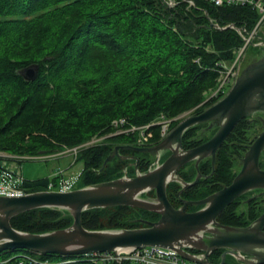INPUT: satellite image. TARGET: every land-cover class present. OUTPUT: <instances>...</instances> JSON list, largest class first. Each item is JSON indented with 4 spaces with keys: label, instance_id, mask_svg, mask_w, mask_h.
Returning a JSON list of instances; mask_svg holds the SVG:
<instances>
[{
    "label": "trees",
    "instance_id": "trees-1",
    "mask_svg": "<svg viewBox=\"0 0 264 264\" xmlns=\"http://www.w3.org/2000/svg\"><path fill=\"white\" fill-rule=\"evenodd\" d=\"M165 1L0 0V151L32 157L99 139L77 155L83 162L79 187L107 181L122 176L127 162L125 155L114 156L100 169L104 159L119 143H137L140 132L118 133L112 120L124 118L126 127L149 125L145 135L150 132L149 144L156 145L163 139L160 116L170 119L171 131L182 114L199 113L222 98L226 87L214 94L221 74L262 12L249 3L170 0L174 4L168 6ZM32 63L38 64L37 76L26 80L20 70ZM254 121L246 116L235 124L216 151L214 168L206 157L198 169L201 179L184 188V195L201 199L230 184L253 141ZM203 125L183 132V149L207 139L200 136ZM262 157L263 152L264 167ZM191 165L178 171L187 182L197 172ZM52 179H25L24 186L42 190ZM179 188L171 181L167 191ZM249 192L226 206L217 221L233 226L254 221L264 211V195L261 201L244 200L245 208L238 209ZM155 213L124 205L93 208L82 211L81 222L87 229L137 228L146 226L144 217L157 220ZM72 220L64 209L41 207L15 215L10 224L43 233L68 227ZM223 251L213 250L210 261L219 262ZM27 255L47 264H101L83 254L26 249L0 252V264H29ZM228 257L224 264H231Z\"/></svg>",
    "mask_w": 264,
    "mask_h": 264
},
{
    "label": "water",
    "instance_id": "water-1",
    "mask_svg": "<svg viewBox=\"0 0 264 264\" xmlns=\"http://www.w3.org/2000/svg\"><path fill=\"white\" fill-rule=\"evenodd\" d=\"M211 27H219L211 22ZM264 45V36L258 35ZM26 80H33L38 64L32 63L20 70ZM255 111H264V57L249 64L235 79L226 94L211 106L180 121L156 145L135 148L156 158L159 152L169 149L171 154L148 171L134 176H122L81 186L67 192L37 190L23 196H0V252L26 249L36 253L61 255L117 251L129 247L161 246L175 250L182 257L199 264H224L227 254L243 264H264V211L246 226H233L217 221L221 211L242 194L261 189L264 194V169L259 165L264 149V128L249 145L241 158V167L230 184L197 200H183L174 207L166 195V184L176 180L182 188L194 185L200 174L191 182L176 176V170L188 161L198 162L206 157L214 165L216 150L235 124ZM219 123L216 132L205 142L191 149L180 151L183 132L196 124ZM120 147L116 146L103 161L102 169ZM153 189L154 198L141 194ZM124 205L156 212L155 221L142 220L146 226L123 229H87L82 225L81 213L93 208ZM188 205L201 206L187 211ZM53 207L66 210L72 217L70 226L43 233H32L13 228L10 219L22 212ZM200 251L197 254L189 251ZM215 249H224L220 261L209 260Z\"/></svg>",
    "mask_w": 264,
    "mask_h": 264
},
{
    "label": "built area",
    "instance_id": "built-area-1",
    "mask_svg": "<svg viewBox=\"0 0 264 264\" xmlns=\"http://www.w3.org/2000/svg\"><path fill=\"white\" fill-rule=\"evenodd\" d=\"M170 1V0H169ZM214 5H222L226 4H246L249 3L252 6L256 7L260 12H264V0H207ZM172 3V1H170ZM252 35V33L250 34ZM248 40L246 39V42ZM239 56V54H238ZM236 56V57H238ZM234 69L233 65L225 68L224 72L221 74V78L219 81V85L217 89L214 91V94L218 90H223L226 85L230 84L234 79ZM160 126H161V136L164 137L169 131L170 119L164 118L163 116L159 117ZM111 126L118 133L120 132H132L135 130H139L138 141L142 142L145 139L144 130L149 125L144 126H130L126 127V120L124 118H116L111 121ZM97 141L95 138L91 140L81 143L79 145L66 147L63 149L61 153H69L73 156L76 161L77 155L83 147H87L88 145ZM37 158H44V155L32 156ZM31 158V156L27 155H16L9 153H0V159H14L17 161ZM4 162V161H3ZM155 166V165H154ZM151 169V168H150ZM78 175H70L68 177L63 176L61 171L55 172L47 184V186L43 190L50 191H59V192H67L72 189H75L74 186L78 181ZM25 179L21 177L18 171L12 172L8 168L5 167V162L0 164V196H23L30 191L26 189L24 186ZM190 251V249H189ZM194 253H201L200 251H191ZM86 258L91 261L101 263V264H122L124 261H127L132 264H199L195 261L189 260L187 258L182 257L175 250L161 247V246H141V247H129L119 249L117 251H106V252H91L85 253ZM27 261L29 264H47V262L40 260L37 256L27 255ZM217 263V262H213ZM243 264V263H240Z\"/></svg>",
    "mask_w": 264,
    "mask_h": 264
},
{
    "label": "rangeland",
    "instance_id": "rangeland-1",
    "mask_svg": "<svg viewBox=\"0 0 264 264\" xmlns=\"http://www.w3.org/2000/svg\"><path fill=\"white\" fill-rule=\"evenodd\" d=\"M165 2L168 6H172L174 4L173 1L171 3L169 0H166ZM258 35L264 36V12L262 13V16L258 20V25L256 29L252 31V35L250 34L247 35L245 37V41L243 42V45L240 46L237 50V56L238 54L239 56L236 57L233 63L231 64L233 65V69L235 71L234 76H233L234 79L231 81L230 84L226 85V89H225L226 92L229 90V88L231 87L235 79L240 76L242 71L249 64L264 57V45L260 44L261 40ZM246 39L248 40L247 42H246ZM209 106H211V104L204 106V109H206ZM193 114L195 113L186 112L182 114L177 124L183 119H185L186 117L191 116ZM257 114L259 113L252 112L249 115L252 119L255 120V117ZM203 124H204L203 127L199 130L200 136L207 137V140H208L218 129L219 123H216L215 121H213L212 123L206 122ZM263 128H264L263 124L254 121L253 122V135H254L253 138L259 132H261ZM168 132H170V130ZM96 140L99 141V139H96ZM62 151L63 150L59 152H55V153L44 154L45 156L44 158L31 157V158H26L20 161H17L14 159H5V160L0 159V164L5 162L6 168H8L12 172L18 171L21 177L26 180H36V179H40L44 177L51 178L54 175V173L58 171H61L63 176H66V177L70 175H78V173H80L83 169V162L81 160L75 161L71 154L61 153ZM164 151L165 150L160 151L159 153H164ZM0 153H7V152L0 151ZM262 158L264 160V151H263ZM235 169L236 170L238 169L236 165H235ZM79 185H80V180L77 181L74 188L79 187ZM255 192L256 190L249 192V197L255 194ZM245 199H246L245 197H242L240 199V206L238 209L245 208V205L243 202ZM258 199L261 201V197H258ZM260 205L262 209H264V202H262ZM227 255L229 256L230 254H227ZM227 260H228V263H231V264L241 263L233 255H230V257H228Z\"/></svg>",
    "mask_w": 264,
    "mask_h": 264
},
{
    "label": "flooded vegetation",
    "instance_id": "flooded-vegetation-1",
    "mask_svg": "<svg viewBox=\"0 0 264 264\" xmlns=\"http://www.w3.org/2000/svg\"><path fill=\"white\" fill-rule=\"evenodd\" d=\"M261 40V39H260ZM262 41V40H261ZM255 113H259V114H257L256 115V117H255V121L256 122H259V123H261V124H263L264 125V111H255ZM247 116H250V115H247ZM246 117V116H245ZM133 132H135V131H132V132H125L126 134L127 133H133ZM144 133H146L145 132V130H144ZM149 134H150V132H147V135H145V139H144V141H142V142H137V143H135V144H132V143H119L118 145H116V146H132V148H124V147H120L119 149H118V155L117 154H115V156H119V155H125V156H121V158H123V159H126V164H125V166H124V170L126 171V174H127V176H129V177H131L130 175L132 174V167L134 166V170H135V173L136 172H143L142 171V166L144 165V163L145 164H147V168H146V170L145 171H148L150 168L152 169V168H154L155 166H156V164H160L161 162H163L170 154H171V151L169 150V149H166L165 151H164V153H159V156L156 158V156H153L152 154H150V153H148V152H143V151H138V150H136L135 148H141V147H148V146H153L154 144H149L150 143V140H149ZM254 136V135H253ZM254 139V138H253ZM207 140V139H206ZM206 140H204V141H202V143L203 142H205ZM181 141H182V137H181ZM201 144V143H200ZM115 146V147H116ZM198 146V145H197ZM193 147H196V146H193ZM193 147H191V148H193ZM191 148H189V149H191ZM180 149H181V151H185V150H188V149H183L182 148V144L180 145ZM264 150V149H263ZM122 151H125V152H122ZM163 151V150H162ZM217 151V150H216ZM263 152V151H262ZM262 152H261V154H262ZM216 154V153H215ZM260 154V155H261ZM205 158H203V159H201L199 162H198V164H197V166H196V164H195V160H191V161H188L187 163H185V164H183V165H181L177 170H176V176H178L180 179H182L180 176H179V174H178V171H180L181 169H183V168H185L188 164H192L191 166H194L195 167V169H197V172H196V174H195V176L192 178V180L191 181H193L194 179H195V177H196V175L197 174H200V177H199V179L198 180H200L201 179V177H202V174L199 172V165L203 162V160H204ZM211 159V158H210ZM260 159L261 158H259V165H260ZM211 163V162H210ZM214 163H215V161H214ZM155 165V166H154ZM211 167H212V169L214 168V165H212V163H211ZM241 167V166H240ZM261 167V166H260ZM261 168H263L264 169V167H261ZM212 172H213V170H212ZM183 180V179H182ZM172 181H176V180H172ZM183 181H185V180H183ZM190 181V182H191ZM171 181H169L167 184H166V195H167V198H168V200H169V202L174 206V207H180L182 204H183V200H197L196 199V197H190V196H186V195H184L183 194V189L184 188H186V187H184V188H182V185H181V188H179V190L177 191V192H175V193H170L169 192V189H168V191H167V186L169 185V183H170ZM177 182V181H176ZM179 182V181H178ZM185 182H187V181H185ZM180 183V182H179ZM197 183V182H196ZM195 183V184H196ZM254 190H256V192H255V194H253L252 196H250L249 198H246L245 199V202H247V203H249L250 202V200H251V198L253 197V198H255V197H262L264 194H262V195H258V193H260L262 190L261 189H254ZM254 190H251V191H254ZM148 191H152V192H148L146 195H145V197H147V198H154V196H155V191L153 190V189H151V190H148ZM168 192H169V194H168ZM152 193H154V194H152ZM143 194V193H142ZM142 194H141V196H142ZM252 198V199H253ZM199 199V198H198ZM131 207V206H130ZM196 207L197 206H194V205H188L187 207H186V210L187 211H194V210H196ZM133 208H137V207H133ZM138 209H141V208H138ZM144 210V209H143ZM155 214H157V213H155ZM159 218V215L157 214V216H156V218ZM144 219L145 220H149V218L147 219V217H144ZM152 220H154V219H151L150 218V221H152ZM146 225V224H145ZM190 251H196V250H194V249H190ZM212 253V252H211ZM210 253V254H211ZM210 260V259H209Z\"/></svg>",
    "mask_w": 264,
    "mask_h": 264
}]
</instances>
